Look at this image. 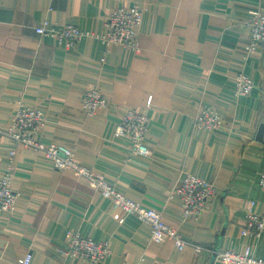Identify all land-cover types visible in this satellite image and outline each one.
<instances>
[{
  "label": "crops",
  "instance_id": "1",
  "mask_svg": "<svg viewBox=\"0 0 264 264\" xmlns=\"http://www.w3.org/2000/svg\"><path fill=\"white\" fill-rule=\"evenodd\" d=\"M122 6L143 11L136 49L95 38ZM252 11L264 15V0H0V129L19 101L43 110L44 142L74 149L80 165L204 248L180 252L170 241H153L147 224L86 180L0 134V176L12 164L20 193L15 211L0 214V264H21L29 253L32 264H90L66 255L71 232L110 243L103 264H221L218 252L249 246L264 259V235L243 232L253 201L264 213V47L247 52L243 23ZM45 21L73 23L95 37L67 47L36 33ZM241 73L255 88L237 97ZM93 87L109 108L90 116L83 99ZM205 107L219 113L224 129L197 127ZM127 109L148 114L146 156L130 158V139L114 136ZM188 174L216 188L198 221L183 219L180 198L169 197Z\"/></svg>",
  "mask_w": 264,
  "mask_h": 264
},
{
  "label": "built area",
  "instance_id": "2",
  "mask_svg": "<svg viewBox=\"0 0 264 264\" xmlns=\"http://www.w3.org/2000/svg\"><path fill=\"white\" fill-rule=\"evenodd\" d=\"M143 19V11L139 6H122L117 7L107 17L105 32L97 37L90 33H84L73 23L53 25L49 21L38 26L36 33L55 39L67 47H73L84 37L92 36L102 41L108 48L121 45L136 49ZM243 24L250 32L251 37L247 52L253 53L264 47V15L262 12L252 11L250 17ZM235 81L237 97L250 95L255 88L253 80L246 74L237 75ZM148 104L150 105V101ZM83 106L90 116H95L108 110L109 101L98 87H93L85 93ZM195 122L197 127L203 131H219L225 127V121L212 107L200 110L196 115ZM46 123V113L43 110L29 107L23 101H19L6 127L0 129V134L10 138L18 145L42 154L56 169L69 171L86 180L100 196L109 200L115 208L121 209L127 215L135 216L147 224L151 229L153 241L158 243L170 241L180 252L188 247L195 248L196 252L204 250V248L186 240L178 229L166 224L161 212L131 200L115 185L107 181L102 174L80 165L75 159L74 149L44 142L41 135L46 128ZM148 132V114L135 109H127L116 125L114 136L130 139V158H132L148 155L149 149L145 143ZM259 142L264 147V140ZM10 155L13 160L16 152L11 151ZM13 179L14 167L11 164L0 176V214L13 213L16 209L20 193L13 189ZM259 188L264 194V173L259 176ZM214 195H216V188L212 183L188 174L181 184L171 190L169 197L170 199L175 196L180 198L183 219L198 221L206 210L208 200ZM256 206L257 203L253 201L246 215V226L243 232L244 235L261 239L264 235V213L257 212ZM111 253L110 243L84 238L77 232L69 234L66 255L70 258L84 263L103 264L111 256ZM217 257L221 264H264V259L257 258L250 246L244 253L225 250L218 252ZM32 261L33 255L29 253L21 264H32Z\"/></svg>",
  "mask_w": 264,
  "mask_h": 264
}]
</instances>
